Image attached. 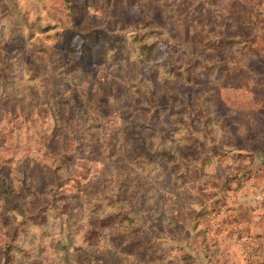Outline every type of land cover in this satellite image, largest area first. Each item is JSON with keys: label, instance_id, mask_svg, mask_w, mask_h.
<instances>
[{"label": "rangeland", "instance_id": "rangeland-1", "mask_svg": "<svg viewBox=\"0 0 264 264\" xmlns=\"http://www.w3.org/2000/svg\"><path fill=\"white\" fill-rule=\"evenodd\" d=\"M15 1L27 26L0 0V179L18 196L0 188V264H264V0ZM136 30L157 46L142 66ZM142 144L180 170L130 166ZM104 169L133 174L134 225L89 214ZM56 203L74 238L54 252L20 224Z\"/></svg>", "mask_w": 264, "mask_h": 264}, {"label": "trees", "instance_id": "trees-1", "mask_svg": "<svg viewBox=\"0 0 264 264\" xmlns=\"http://www.w3.org/2000/svg\"><path fill=\"white\" fill-rule=\"evenodd\" d=\"M12 10L20 19H22L27 26V21L24 19V17L20 14V10L18 7V4L15 0H5ZM29 28H33V26H29ZM130 35L131 42L134 49L135 54V61L136 66H142L144 64H149L153 60V56L155 54L156 44L153 43L155 40H150L149 36H146L143 33L140 32ZM122 37L118 35V41L121 40ZM152 67V66H151ZM101 91H103L102 87L100 88ZM99 99V98H98ZM100 100V99H99ZM208 124L205 125V129H208ZM96 141H100V138H98V134H94L93 136ZM144 144L145 141H141ZM142 146H134V148L131 150L129 159H130V166L136 167L137 170H139L142 174L149 175L152 172V164L158 159V158H164V161L169 165H171L172 170L176 171L177 169L180 170V166L182 165V162L180 159L172 154L171 152H150L148 146L144 147ZM113 148L114 146L112 144L107 143V155L108 158L113 156ZM110 165V164H107ZM111 168V166H108ZM58 171H62L61 166H56L53 170H51L52 173L55 174L56 177H58ZM102 177L106 178L105 183L108 185V189L104 190V188H101L100 193L93 192L94 195L92 198H89V205H88V211L90 215H96L100 211L109 212L103 217V220L100 222L99 227L102 228H111L116 227L121 224L125 225H134V220L131 218L129 210H125V203L124 199L127 197V185L132 182L133 180V174H124L123 172L114 171L113 174L109 173V170L104 169V173L102 172ZM110 179V180H109ZM0 188L2 194H4L8 199L9 203L16 205L15 199L18 197L16 195L11 194V191L4 185V182L2 179H0ZM111 191L113 196H109L108 194ZM107 192V193H106ZM61 210V211H59ZM56 215L60 219L61 228H60V236H55L51 233L49 225V214ZM63 220V221H62ZM31 226H36L41 229L42 238H47L49 236L51 238L52 243L51 247L54 252H57L59 250L65 251L68 247V245L71 243V241L74 238L73 231L71 229L73 228V220L70 216V214L67 212V205L66 204H59L56 203L55 205H47L43 207L39 213H37L35 216H30L23 220L20 224V227L23 229H28ZM12 239V245L14 244V241L16 239V236H13ZM138 242H144L142 240ZM118 245V242L115 243ZM9 245L7 247V261H9L10 252L12 250H15L16 246ZM15 247V248H13ZM41 250H44V242H40ZM130 245L124 246L125 250H129Z\"/></svg>", "mask_w": 264, "mask_h": 264}]
</instances>
